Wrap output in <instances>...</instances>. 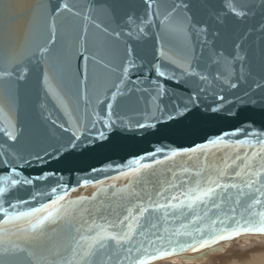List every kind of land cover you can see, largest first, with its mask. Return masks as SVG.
I'll use <instances>...</instances> for the list:
<instances>
[{"label": "snow or ice", "instance_id": "1", "mask_svg": "<svg viewBox=\"0 0 264 264\" xmlns=\"http://www.w3.org/2000/svg\"><path fill=\"white\" fill-rule=\"evenodd\" d=\"M24 14L0 0V264H154L264 236V126L241 118L264 107V0H37L16 42ZM220 113L244 126L75 184L23 171Z\"/></svg>", "mask_w": 264, "mask_h": 264}, {"label": "water", "instance_id": "2", "mask_svg": "<svg viewBox=\"0 0 264 264\" xmlns=\"http://www.w3.org/2000/svg\"><path fill=\"white\" fill-rule=\"evenodd\" d=\"M15 2L21 6V9L25 13L10 25L14 29V38L16 42H20L24 39L25 27L29 19L27 9L34 5L37 0H15ZM249 43L255 53L256 62H261L262 58H264V38L256 36L252 38ZM237 71H239L238 66ZM165 83L171 85V88L177 91V95L183 94L179 86L172 85L171 82ZM260 104H264V102H260ZM249 108L250 110L241 114V118L253 120L256 123L255 127L261 129L262 126H264V107L250 105ZM202 111L201 109V112ZM243 126L244 123L241 120H237L235 117H229L223 113L216 114V116L213 117H200L193 122L162 123L155 129L116 133L113 140L114 146L98 147L90 152L86 151L83 154L77 153L75 156L70 157L68 161H64L63 159L51 160L43 165L37 164L31 168L26 167L23 171L26 175H41L44 172H54L56 173V177L53 178V183L62 175L65 177V182L75 184L77 179L88 178V173H90L93 167L104 168L110 164H125L128 159L153 151L157 147L169 149L190 148L195 144L203 143L211 136L218 135L222 132H231ZM231 138L243 139L245 137L243 133H241L239 136ZM176 159L181 163L187 161V157H177ZM209 159H211V157H209ZM189 163L194 165L196 161L193 160ZM0 171H2V169H0ZM104 175H115V173L109 171L104 173ZM119 183H122V181ZM91 190L92 189H88V191ZM241 237L219 241L216 244L201 249L197 253L189 251L179 256H184L186 259L203 258L209 253L220 251L222 246H227L228 244L236 242ZM193 254H195L194 257H192Z\"/></svg>", "mask_w": 264, "mask_h": 264}, {"label": "bare ground", "instance_id": "3", "mask_svg": "<svg viewBox=\"0 0 264 264\" xmlns=\"http://www.w3.org/2000/svg\"><path fill=\"white\" fill-rule=\"evenodd\" d=\"M154 264H264V236H242L236 242L222 246L220 251L209 253L203 258L173 256Z\"/></svg>", "mask_w": 264, "mask_h": 264}]
</instances>
